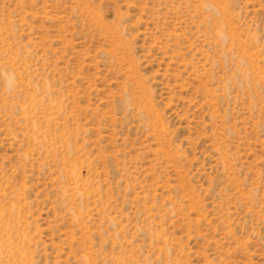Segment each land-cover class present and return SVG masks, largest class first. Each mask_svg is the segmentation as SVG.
I'll return each instance as SVG.
<instances>
[{"label":"rangeland","instance_id":"1","mask_svg":"<svg viewBox=\"0 0 264 264\" xmlns=\"http://www.w3.org/2000/svg\"><path fill=\"white\" fill-rule=\"evenodd\" d=\"M0 264H264V0H0Z\"/></svg>","mask_w":264,"mask_h":264}]
</instances>
